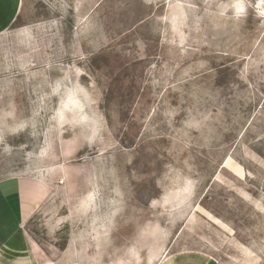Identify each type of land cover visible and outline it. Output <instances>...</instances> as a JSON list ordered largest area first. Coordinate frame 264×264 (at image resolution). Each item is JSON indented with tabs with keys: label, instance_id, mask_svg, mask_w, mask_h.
I'll use <instances>...</instances> for the list:
<instances>
[{
	"label": "rangeland",
	"instance_id": "374dc122",
	"mask_svg": "<svg viewBox=\"0 0 264 264\" xmlns=\"http://www.w3.org/2000/svg\"><path fill=\"white\" fill-rule=\"evenodd\" d=\"M22 2L0 180L47 189L31 233L63 264H264V0Z\"/></svg>",
	"mask_w": 264,
	"mask_h": 264
},
{
	"label": "crops",
	"instance_id": "0c3cea01",
	"mask_svg": "<svg viewBox=\"0 0 264 264\" xmlns=\"http://www.w3.org/2000/svg\"><path fill=\"white\" fill-rule=\"evenodd\" d=\"M22 4V0H0V33L17 20ZM47 194L37 177L8 176L0 180V264H60L58 256L63 264L65 253L77 254L73 238L66 248H58L57 242H43L31 233L29 223ZM196 261L192 256L188 263ZM167 264L179 263L174 260Z\"/></svg>",
	"mask_w": 264,
	"mask_h": 264
},
{
	"label": "bare ground",
	"instance_id": "6f19581e",
	"mask_svg": "<svg viewBox=\"0 0 264 264\" xmlns=\"http://www.w3.org/2000/svg\"><path fill=\"white\" fill-rule=\"evenodd\" d=\"M161 257V256H160ZM165 259H163L162 260V258H161V260L157 263V264H162V262L164 261ZM168 260V259H167Z\"/></svg>",
	"mask_w": 264,
	"mask_h": 264
}]
</instances>
